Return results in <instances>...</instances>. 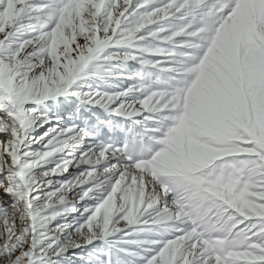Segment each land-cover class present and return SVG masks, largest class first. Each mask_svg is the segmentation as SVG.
<instances>
[{
    "label": "snow or ice",
    "instance_id": "1",
    "mask_svg": "<svg viewBox=\"0 0 264 264\" xmlns=\"http://www.w3.org/2000/svg\"><path fill=\"white\" fill-rule=\"evenodd\" d=\"M0 264H264V0H0Z\"/></svg>",
    "mask_w": 264,
    "mask_h": 264
}]
</instances>
